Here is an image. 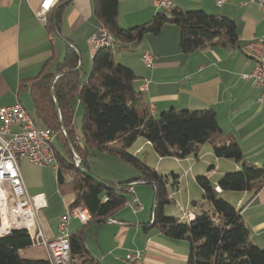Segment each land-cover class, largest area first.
<instances>
[{"label": "crops", "instance_id": "1", "mask_svg": "<svg viewBox=\"0 0 264 264\" xmlns=\"http://www.w3.org/2000/svg\"><path fill=\"white\" fill-rule=\"evenodd\" d=\"M41 2L0 0V108L20 102L31 115L33 107L29 111L23 101L30 95L27 91L19 90L20 81L41 71H53L62 60L67 41L76 49L81 68L91 63L94 48L90 37L98 29L91 14L92 0H70L65 3L57 34L49 33L46 23L37 17L36 11ZM171 2L181 10L200 9L234 20L237 33L235 42L225 45L213 43L184 54L179 48V27L166 23L156 35L147 33L139 41L120 45L114 51L115 60L134 71L137 79L133 85L142 92L146 103L153 106V116L170 108L213 109L222 134L237 141L243 160L264 167V104L259 100L260 90L252 86L250 80L241 78V74L249 73L255 64V59L243 50V45L264 35V9L257 0H223L220 5L215 0ZM158 11L152 0H118L117 23L122 28L133 27L148 21ZM144 51H149L154 57L152 68H146L141 61ZM144 78L148 83L141 90ZM77 105L78 100L73 103L75 108ZM138 141L135 154L145 153L147 149L156 154L148 142ZM205 143L197 156L159 157L158 163L147 161L149 166L167 177L172 197V202L164 209L167 215L179 217L181 209H184L194 217V211L203 202L197 176L205 175L215 190L220 192L218 179L227 172L240 169V163L232 159L215 157L211 143ZM139 148H142L141 152H138ZM17 163L27 193H40L44 197L46 206L37 212V217L45 235L49 238L56 236L61 213H57L53 219L43 215V210L51 204L43 190L45 177L49 174L47 167L33 164L26 158H18ZM91 172L113 182L137 176V171L128 167L123 174L114 171ZM133 185L131 183V190L127 191L132 192L129 201L142 200V210L133 212L125 206L106 221L95 223L99 228L97 241L90 249L93 255L103 264H123L121 257L125 258L128 252L140 251V264H186L187 241L168 239L147 226L151 218L149 200L152 191ZM220 195L240 208L251 243L264 247V184L250 199V192L246 190L222 191ZM52 196L50 194V198ZM194 201L197 204H193ZM81 224L77 218H73L69 230L73 231ZM19 254L27 259L45 258V252L41 249L28 250L25 247L19 250Z\"/></svg>", "mask_w": 264, "mask_h": 264}, {"label": "trees", "instance_id": "2", "mask_svg": "<svg viewBox=\"0 0 264 264\" xmlns=\"http://www.w3.org/2000/svg\"><path fill=\"white\" fill-rule=\"evenodd\" d=\"M65 1L58 0L48 12L45 27L49 33L59 32L65 6L61 4ZM92 4V18L98 27H105L121 40V45L139 41L147 33L156 35L166 23L179 27V48L184 54L213 43H233L237 38L234 20L200 9L181 10L172 6L160 9L142 24L122 28L117 23L118 0H92ZM116 49H94L89 75L84 80L79 55L67 41L62 60L53 71H41L19 84V90L30 95L35 125L55 131L56 138L69 149L70 157L65 159L53 144L56 182L73 192L71 200L65 203L71 208L83 207L89 215L86 223L70 231L69 264H103L86 248L85 231L93 221L100 224V220L125 207L127 188L134 182L152 185L151 218L147 226L168 239L186 240V264H264V247L251 243L240 208L220 195L222 191L246 190L250 192L248 199L252 198L264 184V167L243 160L237 141L222 134L213 109L170 108L153 116L142 92L133 85L137 79L134 71L115 60ZM75 97L82 107L80 135L75 133L72 122ZM140 139L148 142L158 157L175 158L197 156L201 145L210 142L215 157L232 159L241 166L218 179L220 192L205 175L197 176L203 202L194 211L193 219L186 221L165 213L166 205L172 202L167 177L134 153L132 146ZM93 151L115 155L131 165L137 176L120 182L97 177L89 166ZM141 151L139 148L138 152ZM73 152L101 183L79 170ZM30 243L29 235L22 229L0 235V264H49L47 260L27 259L19 254Z\"/></svg>", "mask_w": 264, "mask_h": 264}, {"label": "built area", "instance_id": "3", "mask_svg": "<svg viewBox=\"0 0 264 264\" xmlns=\"http://www.w3.org/2000/svg\"><path fill=\"white\" fill-rule=\"evenodd\" d=\"M58 0H42L37 17L46 23V16ZM220 5L223 0H215ZM157 9L171 8V0H152ZM264 9V0H257ZM241 4H245L242 2ZM91 46L96 48L116 49L122 44L105 27H98L90 37ZM243 50L255 59V64L249 73L241 74L244 80H250L251 85L260 90V102L264 104V35L248 41ZM153 55L144 51L141 61L146 68L153 67ZM148 80L144 78L141 90L146 88ZM152 113L153 106L149 105ZM62 132L65 134L64 130ZM56 132L45 127L36 126L31 115L26 112L20 102L0 108V235L13 230H25L31 243L28 250L41 249L45 252L44 260L49 264H69V221L77 218L82 224L89 220V215L83 207H68L57 222V235L47 237L40 225L37 212L46 206L42 194L29 195L21 178L17 159L26 158L38 166H49L57 170V162L53 149ZM71 148V147H70ZM76 163L80 160L73 152ZM131 187L128 186V191ZM126 206L133 212L142 210L143 206L133 200ZM193 216L181 209L180 219L190 221ZM109 220V219H108ZM129 263L140 264L141 252L133 251L125 255Z\"/></svg>", "mask_w": 264, "mask_h": 264}, {"label": "rangeland", "instance_id": "4", "mask_svg": "<svg viewBox=\"0 0 264 264\" xmlns=\"http://www.w3.org/2000/svg\"><path fill=\"white\" fill-rule=\"evenodd\" d=\"M90 62L88 66H83L81 68V77L85 80L88 75H89V71H90ZM26 96V95H25ZM28 99L23 98L24 101V106L28 107V110H32V102L31 99L29 98V96L27 97ZM77 101V97L73 98V103ZM74 115H73V128L74 131L77 135H80V126H81V115H82V107L80 106V104L78 103L77 108L74 107ZM55 150L58 152V154L61 157H64L65 159H69L70 157V153H69V149L67 146L64 145L63 141L60 138H56L53 141ZM139 144V141H136L134 143V145L132 146V149H135ZM206 146H209L208 143H205ZM146 149V148H145ZM145 151V153H139L138 157L143 159L144 161H146V164L148 163L147 161H155V163L158 161L159 157L156 155H153L149 149ZM115 155H111L108 153H102L99 151H93L92 155L89 159V166H90V170L94 171V170H98V171H102L104 173H108V172H117L119 174H123L126 171V167L128 168H132L134 170V168L125 163L124 161H122L121 159H119L118 157H113ZM148 157V158H147ZM74 158V157H73ZM118 158V159H117ZM122 162V163H120ZM158 163V162H157ZM47 167V170L49 172V174H47V177H45V182H44V187L43 190L45 191V194L47 196V200L50 201L51 200V204L49 206V208L44 209L43 210V215H45L47 218L49 219H53L56 217L57 213H61L60 216H62L63 213H65V202H69L71 200V195H73V192H69L67 191V189L61 185L58 186L57 182H56V176H55V171L56 169L52 167V165L49 166H45ZM137 182H134L132 184H135L133 186L135 187H147L149 188V190L152 191L151 197H150V207L152 204V199H153V187L151 184H136ZM50 194L53 196L50 198ZM132 195V192H127L125 194V196L127 197L128 201H129V196ZM223 198H225V196L222 195ZM226 199V198H225ZM135 202H139L140 204H144V202L142 200L139 199L135 200ZM73 218L70 219V221ZM69 221V224H70ZM73 227V226H71ZM74 228V227H73ZM99 228V225H93L92 228L89 229L86 237H85V246L86 248L92 253V251L90 250L91 247L93 246V244H95V240L97 241V230ZM93 254V253H92ZM95 256V255H94ZM121 261L123 262V264H133V263H129L125 258L121 257Z\"/></svg>", "mask_w": 264, "mask_h": 264}, {"label": "water", "instance_id": "5", "mask_svg": "<svg viewBox=\"0 0 264 264\" xmlns=\"http://www.w3.org/2000/svg\"><path fill=\"white\" fill-rule=\"evenodd\" d=\"M68 1H70V0H67V1H65L63 4H61V5H64L65 3H67ZM78 168H79V170L85 175V176H89V177H91L92 179H94L95 181H97L98 183H101V181L97 178V177H95V176H93L92 174H90L89 172H88V170L87 169H85L84 168V166L80 163V160L78 161ZM118 187V186H117ZM101 222H104V221H106V219H102V220H100ZM98 221H93L88 227H87V229H86V231H85V235H84V237H86V235H87V233H88V231H89V229L91 228V226L92 225H94L95 223H97ZM91 255H93L92 253H91Z\"/></svg>", "mask_w": 264, "mask_h": 264}]
</instances>
